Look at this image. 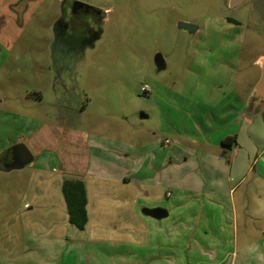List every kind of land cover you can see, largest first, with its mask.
Masks as SVG:
<instances>
[{"label":"rangeland","instance_id":"rangeland-1","mask_svg":"<svg viewBox=\"0 0 264 264\" xmlns=\"http://www.w3.org/2000/svg\"><path fill=\"white\" fill-rule=\"evenodd\" d=\"M73 1L100 11L96 22L86 18L97 34L61 27L60 17ZM229 2L0 0V163L11 162L18 135L25 139L46 123L128 143L176 139L170 125L191 121L192 107L213 95V82L231 77L245 92L256 74V54L264 49L263 21L253 0ZM180 21L198 29L178 28ZM144 83L150 92L141 90ZM51 138L31 162L0 169V264L20 262L23 254L37 262L33 244L70 235L68 226L76 230L68 222ZM205 211L196 214L194 221H200L191 228L212 242L213 221H203ZM148 229L153 236L160 230Z\"/></svg>","mask_w":264,"mask_h":264},{"label":"crops","instance_id":"crops-1","mask_svg":"<svg viewBox=\"0 0 264 264\" xmlns=\"http://www.w3.org/2000/svg\"><path fill=\"white\" fill-rule=\"evenodd\" d=\"M261 34L264 42V21ZM263 56L264 49L255 60ZM255 60L250 87L240 91L231 77L213 82V95L192 107L191 121L170 125L176 139L128 143L55 123L18 135L16 142L27 139L31 161L53 136L59 187L64 179L82 181L87 218L82 229L68 221L76 227L68 226L70 235L33 244L37 262L23 254L7 264H264V186H256L264 184V107L246 104L260 76ZM229 135L236 142L223 147ZM153 208L165 214L151 216ZM202 208L203 221H213V243L191 228ZM155 227L154 236L145 233Z\"/></svg>","mask_w":264,"mask_h":264},{"label":"water","instance_id":"water-1","mask_svg":"<svg viewBox=\"0 0 264 264\" xmlns=\"http://www.w3.org/2000/svg\"><path fill=\"white\" fill-rule=\"evenodd\" d=\"M241 0H230L229 5H235ZM252 9L256 12L259 19L264 21V0H254L251 4ZM178 28L186 29L188 32L195 30L196 26L189 23L180 21L178 22ZM155 64L158 70L164 68V63L159 54L154 58ZM257 65L260 67V76L254 84L250 94L247 97L246 104L251 107L254 111H257L264 107V56L259 57L255 60ZM15 157L13 161L7 164L0 163V169L8 171L10 169H18L29 163L32 159V154L28 148L21 142H18L14 146ZM151 216L156 218L161 217L165 214V210L161 208H153L149 211Z\"/></svg>","mask_w":264,"mask_h":264},{"label":"trees","instance_id":"trees-1","mask_svg":"<svg viewBox=\"0 0 264 264\" xmlns=\"http://www.w3.org/2000/svg\"><path fill=\"white\" fill-rule=\"evenodd\" d=\"M235 135L225 136L221 140L223 147L235 144ZM61 192L66 205L67 218L70 223L82 229L86 222V196L83 183L79 179H64Z\"/></svg>","mask_w":264,"mask_h":264},{"label":"flooded vegetation","instance_id":"flooded-vegetation-1","mask_svg":"<svg viewBox=\"0 0 264 264\" xmlns=\"http://www.w3.org/2000/svg\"><path fill=\"white\" fill-rule=\"evenodd\" d=\"M88 17L90 21L92 20L93 22H96L100 18V11L84 3L73 1L69 11L63 13V15L60 17V25L66 31H76L77 29H83L95 35L97 33L93 30V27H91V25L88 23L89 19H86ZM197 29L198 27L195 28V30ZM14 157L15 153H13L11 161H13Z\"/></svg>","mask_w":264,"mask_h":264},{"label":"built area","instance_id":"built-area-1","mask_svg":"<svg viewBox=\"0 0 264 264\" xmlns=\"http://www.w3.org/2000/svg\"><path fill=\"white\" fill-rule=\"evenodd\" d=\"M141 90L143 91V92H146V93H148V92H150V87L147 85V84H142V86H141ZM169 142V140L168 139H165L164 140V143L165 144H167Z\"/></svg>","mask_w":264,"mask_h":264}]
</instances>
